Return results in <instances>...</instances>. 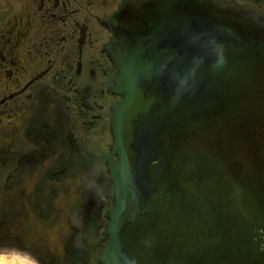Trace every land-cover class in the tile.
I'll return each mask as SVG.
<instances>
[{"label":"water","instance_id":"1","mask_svg":"<svg viewBox=\"0 0 264 264\" xmlns=\"http://www.w3.org/2000/svg\"><path fill=\"white\" fill-rule=\"evenodd\" d=\"M121 13L98 262L264 264V12L127 0Z\"/></svg>","mask_w":264,"mask_h":264},{"label":"rangeland","instance_id":"2","mask_svg":"<svg viewBox=\"0 0 264 264\" xmlns=\"http://www.w3.org/2000/svg\"><path fill=\"white\" fill-rule=\"evenodd\" d=\"M5 11L0 4V15ZM19 12L41 29L31 7L13 10ZM30 58L25 54L27 79L37 67ZM49 78L32 87L34 99L20 112L16 102L0 107V259L5 264H73L68 251L75 222L84 223L87 238L97 242L111 202L110 180L94 150L96 144L104 149L107 138L97 130L69 129L59 97L64 87ZM86 246L94 247L93 254L98 244ZM84 262L92 264L90 258Z\"/></svg>","mask_w":264,"mask_h":264},{"label":"flooded vegetation","instance_id":"3","mask_svg":"<svg viewBox=\"0 0 264 264\" xmlns=\"http://www.w3.org/2000/svg\"><path fill=\"white\" fill-rule=\"evenodd\" d=\"M125 1L0 0L6 7L0 15V77H4L0 81L3 93L0 107L9 108L10 103L16 102L15 108L20 112L34 99L32 87L48 74L50 83L64 87L59 97L62 108L68 112L69 129L97 130L107 138L104 149L96 144L94 150L99 153L110 180L111 202L103 212L104 223L95 240L98 243L87 238L84 223L75 222L71 236L73 247L68 251L73 264H85V258H90L92 264H100L99 255L108 241L104 235L108 223L106 213L113 205L108 160H117L111 154V130L113 108L122 100L116 92V79L119 78L117 65L123 55L120 15ZM222 1H235L264 12V0ZM17 6L31 7L33 13L39 15V31L34 24L29 25L31 22L24 20L20 12L13 14ZM25 54L37 64L28 79ZM38 62H41L39 68ZM43 65L45 67L41 68ZM86 244H98L96 251L92 254L90 249L94 247Z\"/></svg>","mask_w":264,"mask_h":264},{"label":"bare ground","instance_id":"4","mask_svg":"<svg viewBox=\"0 0 264 264\" xmlns=\"http://www.w3.org/2000/svg\"><path fill=\"white\" fill-rule=\"evenodd\" d=\"M3 259V258H2ZM5 260V259H4ZM7 261V260H6ZM0 264H5V262L4 261H1V259H0Z\"/></svg>","mask_w":264,"mask_h":264}]
</instances>
